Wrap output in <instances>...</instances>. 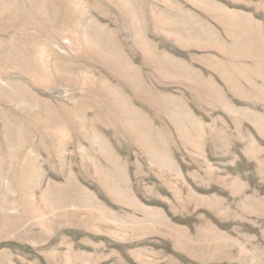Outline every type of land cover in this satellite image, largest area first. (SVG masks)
Returning <instances> with one entry per match:
<instances>
[{
	"label": "rangeland",
	"instance_id": "1",
	"mask_svg": "<svg viewBox=\"0 0 264 264\" xmlns=\"http://www.w3.org/2000/svg\"><path fill=\"white\" fill-rule=\"evenodd\" d=\"M0 264H264V0H0Z\"/></svg>",
	"mask_w": 264,
	"mask_h": 264
}]
</instances>
